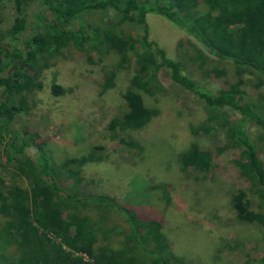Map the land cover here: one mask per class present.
<instances>
[{
	"label": "trees",
	"instance_id": "16d2710c",
	"mask_svg": "<svg viewBox=\"0 0 264 264\" xmlns=\"http://www.w3.org/2000/svg\"><path fill=\"white\" fill-rule=\"evenodd\" d=\"M10 1L16 17L4 38L13 42L26 30L28 10L34 3L41 2L52 18L25 41L24 52L15 46L0 47V72H7L0 77V152L8 167L0 164L4 174L8 173V177H0V213L4 216L0 224V264H175L170 260V251H166L162 224L157 219L142 216L108 197L90 195L82 201L113 209L123 216L127 226L125 233L117 234L115 243L97 248L89 219L78 214L83 202L78 192L80 170L73 167L77 161L69 158L56 165L41 146L36 147L37 154L30 159L24 156V150L35 145V138H25L22 131L13 135L10 129L15 117L27 110L26 94L34 87L41 88L37 82L41 71L68 45L81 52L90 45L101 55L116 54L120 57L118 69L127 66L130 54L135 59L134 75L122 95L125 110L108 122L111 132L139 131L152 121L155 112L146 106L142 93L164 92L158 79L162 69L168 70L171 80L206 108L219 114L218 125L225 130L230 144L242 149L243 158L236 161V167L250 185L248 193L260 202L258 211L252 210L247 191L236 189L230 200L235 220L260 226L264 233V161L245 127L249 122L256 124L264 145V95L249 102L232 91L215 93L197 84L186 74L180 60L150 38L146 19L149 14L163 17L192 36L208 54L231 60L238 78L252 77L258 86H264V0ZM92 9L112 11L117 21L103 29L92 27L82 18ZM69 22H76L79 28L66 30L62 24ZM127 24L132 27L129 34L121 29ZM203 57L202 52L197 53L199 60ZM115 76L113 72L105 75L104 90L113 86ZM51 91L59 95L61 87L53 84ZM14 95L18 96L15 104ZM227 108L238 114L236 122L222 115ZM130 139L133 138H123L121 142L125 146L137 144ZM211 158V153L192 146L180 157V166L184 171L202 173L209 169ZM18 182L27 185L19 186ZM114 231L108 233L114 236ZM78 254L87 256L88 261Z\"/></svg>",
	"mask_w": 264,
	"mask_h": 264
},
{
	"label": "rangeland",
	"instance_id": "374dc122",
	"mask_svg": "<svg viewBox=\"0 0 264 264\" xmlns=\"http://www.w3.org/2000/svg\"><path fill=\"white\" fill-rule=\"evenodd\" d=\"M15 17L13 2L0 0V47L15 46L23 52L25 41L52 18L41 2L34 3L28 10L26 30L13 42L4 37ZM82 18L99 29L117 21L114 12L94 9ZM146 19L150 38L180 60L186 74L197 84L215 93L232 91L249 102L264 95V86H258L252 77L236 76L231 60L208 54L192 36L159 15L149 14ZM62 25L70 31L79 28L76 22ZM121 29L129 34L132 27L127 24ZM87 46L86 52L71 45L62 49L41 71L37 79L41 88L34 87L26 94L27 110L15 117L10 127L13 135L22 131L25 138H35V145L25 148L24 156L33 159L36 147L41 146L56 165L65 159L76 160L73 167L80 170L78 177L82 179L79 201L90 195L104 196L142 216L157 219L162 224L166 251H170V260L175 264H264L262 227L238 223L230 204L239 188L247 191L252 210L260 208L258 199L248 193L249 183L236 167V161L243 158L242 149L230 144L225 130L218 125L219 114L206 108L201 100L172 81L168 70L162 69L158 79L164 92L142 93L146 106L155 112L152 121L139 131H109L111 118L125 110L122 95L134 75L135 59L130 54L127 66L118 69L119 56L101 55ZM200 52L202 60L197 58ZM214 71L221 74L215 76ZM109 72L116 76L113 86L104 90L102 85ZM6 73L1 71L0 77ZM53 84L61 87L59 95L52 93ZM17 100L14 95L12 103ZM224 114L230 122L239 119L229 108L222 111ZM245 127L264 161L261 129L252 122ZM123 138H133L139 147L134 142L125 146ZM192 146L211 153L207 171L181 168L180 157ZM0 164L5 165L2 152ZM3 171L0 167V177H8ZM78 214L89 219L97 248L115 243L117 234L126 232L123 216L105 205L83 202ZM3 221L0 213V224ZM112 229L114 236L108 233ZM1 250L5 252L7 248ZM78 255L88 261L87 256Z\"/></svg>",
	"mask_w": 264,
	"mask_h": 264
}]
</instances>
